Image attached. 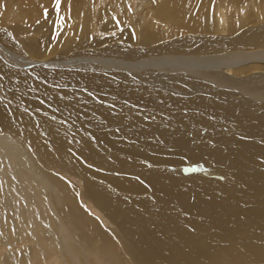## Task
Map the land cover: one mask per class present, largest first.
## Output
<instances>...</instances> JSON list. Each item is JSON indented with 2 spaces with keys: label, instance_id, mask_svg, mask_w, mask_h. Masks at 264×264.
Instances as JSON below:
<instances>
[{
  "label": "bare ground",
  "instance_id": "6f19581e",
  "mask_svg": "<svg viewBox=\"0 0 264 264\" xmlns=\"http://www.w3.org/2000/svg\"><path fill=\"white\" fill-rule=\"evenodd\" d=\"M0 264H264V0H0Z\"/></svg>",
  "mask_w": 264,
  "mask_h": 264
},
{
  "label": "rangeland",
  "instance_id": "374dc122",
  "mask_svg": "<svg viewBox=\"0 0 264 264\" xmlns=\"http://www.w3.org/2000/svg\"><path fill=\"white\" fill-rule=\"evenodd\" d=\"M98 37H99V39L100 40H106L107 38H110V37H113V36H115V34H99V35H97ZM110 40V39H109ZM112 44V43H111ZM110 45V44H109ZM108 44H105V45H103L102 47H101V49H103V48H106V46H109ZM100 51V48H96V49H91V50H84V52H81V54H86V53H91V54H98V51ZM97 51V52H96ZM100 53V52H99ZM95 56V55H94ZM52 67H54V66H52ZM76 182H78V181H76Z\"/></svg>",
  "mask_w": 264,
  "mask_h": 264
},
{
  "label": "snow or ice",
  "instance_id": "6c2138e0",
  "mask_svg": "<svg viewBox=\"0 0 264 264\" xmlns=\"http://www.w3.org/2000/svg\"><path fill=\"white\" fill-rule=\"evenodd\" d=\"M56 7H57V8L60 7V0H56Z\"/></svg>",
  "mask_w": 264,
  "mask_h": 264
}]
</instances>
